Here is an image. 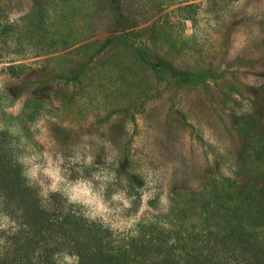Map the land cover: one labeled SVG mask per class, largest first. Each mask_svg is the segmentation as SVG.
<instances>
[{
	"label": "rangeland",
	"instance_id": "rangeland-1",
	"mask_svg": "<svg viewBox=\"0 0 264 264\" xmlns=\"http://www.w3.org/2000/svg\"><path fill=\"white\" fill-rule=\"evenodd\" d=\"M0 128L30 186L117 233L202 184L259 185L264 0H0ZM14 227L0 212V264L40 260Z\"/></svg>",
	"mask_w": 264,
	"mask_h": 264
},
{
	"label": "trees",
	"instance_id": "trees-1",
	"mask_svg": "<svg viewBox=\"0 0 264 264\" xmlns=\"http://www.w3.org/2000/svg\"><path fill=\"white\" fill-rule=\"evenodd\" d=\"M11 134L0 128V212L15 222L13 243H27L31 255L39 250L30 264L66 257L74 264H264V169L259 185L226 178L175 194L170 211L122 234L61 193L43 196L30 186ZM253 154L264 168V145Z\"/></svg>",
	"mask_w": 264,
	"mask_h": 264
}]
</instances>
